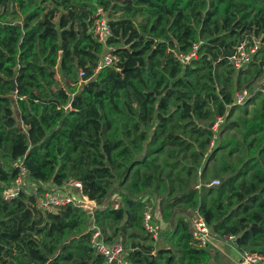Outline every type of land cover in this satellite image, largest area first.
<instances>
[{
    "label": "trees",
    "instance_id": "16d2710c",
    "mask_svg": "<svg viewBox=\"0 0 264 264\" xmlns=\"http://www.w3.org/2000/svg\"><path fill=\"white\" fill-rule=\"evenodd\" d=\"M99 17L113 27L106 43L90 33ZM252 38L264 42V0H0V264H107L76 206L44 211L25 193L4 201L16 162L33 182H80L84 197L107 204L94 210L95 224L109 242L122 240L130 264H213L179 217L192 210L212 234L264 255V106L229 122L247 153L221 169L223 184L203 188L205 170L195 184L238 108L236 84L264 77V43L242 71L228 59ZM194 44L197 58L184 65L176 54ZM109 48L117 67L96 73ZM223 140L221 150L240 151L236 137ZM247 162L254 174L238 181ZM152 196L164 206L159 241L169 247L143 226Z\"/></svg>",
    "mask_w": 264,
    "mask_h": 264
},
{
    "label": "built area",
    "instance_id": "2783aa9c",
    "mask_svg": "<svg viewBox=\"0 0 264 264\" xmlns=\"http://www.w3.org/2000/svg\"><path fill=\"white\" fill-rule=\"evenodd\" d=\"M90 33L101 43H106L107 39L113 36V27L109 21L104 17L97 18L91 26ZM253 45L248 46V42H242L233 52L232 57H228L230 65L236 71H242L252 60L253 55L260 49L264 43L262 39L252 38ZM199 44H194L193 51L189 55H183L177 53L176 55L184 65H189L191 61L197 58ZM113 49L109 48L108 53L98 62L96 73L103 68H114L119 63L118 57L112 52ZM85 73L80 71V78L83 79ZM252 98V93L249 89L244 88L239 91L235 97V105L244 106ZM224 122V118H218L217 122L213 126V131L218 134L220 125ZM217 138V136H215ZM16 167L19 168L18 175L11 182L9 186L5 188L3 199L6 202H11L18 198L21 193L27 195H33L38 198L39 207L44 211H56L59 212L62 208L68 205H79L77 199L73 193H68L63 190V187H58L52 183H37L33 182L29 178L28 169L19 163ZM69 186L77 190L82 195V184L80 182L71 181L68 182ZM220 184V180H214L210 186H216ZM65 187V186H64ZM43 190V193H41ZM84 197V196H83ZM93 211L96 210V203L90 201L85 197L84 202ZM186 214V215H185ZM184 217L188 220L191 228L192 236L199 242L200 247L206 248L211 239L216 238L210 231L204 217L198 210H192L190 213H185ZM143 226L146 231L155 239L159 240L160 226L155 221L152 210L148 209L145 213ZM96 228V227H95ZM227 240L226 243L236 241L234 236H225L223 238ZM92 248L96 254L105 258L107 264H130L126 261V252L123 245L120 242H109L103 233L96 228L92 231L91 235ZM240 263L242 264H264V255L254 253L250 251H243L240 254Z\"/></svg>",
    "mask_w": 264,
    "mask_h": 264
},
{
    "label": "rangeland",
    "instance_id": "374dc122",
    "mask_svg": "<svg viewBox=\"0 0 264 264\" xmlns=\"http://www.w3.org/2000/svg\"><path fill=\"white\" fill-rule=\"evenodd\" d=\"M57 79L62 82V76H61V73L59 71V68H57ZM237 80H239V79L237 78ZM236 86L240 90H243L244 88L249 89L250 93H252V98H251V101L249 103H247L246 105L238 106V108L234 107L233 109H231L229 111V114H231L232 116H230V118L228 119L229 121H226L222 125L223 130L221 133V140L224 141L223 140L224 138H225V140L226 139L228 140L234 136V137H236L237 140H239V145L241 146V149L239 152H236V150H231L230 148H226L225 150H221L219 148L221 145V140H219V141L217 140V143L214 146L215 147L214 150L213 151L209 150V152L207 153V155L205 157L203 166L200 169L199 173L197 174L198 175L197 178H198V177H200V175L204 176L205 175L204 173L207 172L206 173V179H203V177H201V179H200V185L202 182L201 180H204L203 182L205 184L203 183L204 185H202V187L205 186L203 188H206V189H210L209 187L221 186L223 184L224 179L227 177V176L223 177V175H221V177L218 176L221 173V169L223 167H226V165H228V164L236 165L237 162L243 156H245L247 153L246 145L244 144L243 141L241 142L242 135H244V133H242L240 129L232 127L229 122H234V121L238 120L240 117L247 115V114L251 115L254 113L255 108H260V107L262 108L264 106V77H261L258 79H253V80L252 79L245 80L244 77L242 76L241 77V83H237ZM259 92H262V96L260 98H257V95ZM15 109H16V111H18L17 107ZM16 116L19 117L18 114ZM205 124H207V123H205ZM189 136H193V135H189ZM228 136H231V137L228 138ZM14 165L17 166L18 163L16 162V163H14ZM262 165H263V162H262L261 166ZM239 167H240V172L237 174V180L238 181H244L245 180V181L249 182L252 178V175L254 174V172L252 171V164L247 162L246 164H244V163L241 164ZM204 170L206 172H204ZM216 179L220 180V184L216 185V186H210L211 183ZM198 180H199V178L196 179L195 184L198 182ZM196 185H198V184H196ZM75 191L76 192H74L73 194L75 195V197L78 201L77 203L79 204L76 207L79 209V211L82 210L86 213V220H85L86 230L87 231H93L96 229L94 227V224H95V219H94V214H93L94 211L92 209H90L89 206L86 205L87 202L86 201L84 202L83 198H81V195L78 194L79 192L77 190H75ZM208 201H213V200H208ZM102 206L103 205L96 204V207H98L97 209L102 208ZM150 206L152 208V213L154 215V218L159 223V221H162L161 220V218H162L161 213H162V210L164 207L162 202H160L157 199V196H152V201L150 202ZM176 211L179 212V210H176ZM182 212L184 214L187 213L185 211H182ZM241 213H242V211H238V212L234 213V215H235V217H238L239 215H241ZM184 214L180 215L179 217L186 220V218L184 217ZM170 222H173L172 217L170 219ZM99 230L101 232H103L102 229L99 228ZM162 233L163 234L170 233V229L167 227V225L164 226ZM213 235H215V234H213ZM141 237H144V235H142ZM223 238H224L223 236L217 235L216 238H213L210 240L208 246L206 247L207 249H209L210 254H212V252H213L212 250L216 249V247L209 248V246L213 242L212 240H216L217 242H214V243L215 244L217 243L218 247L221 248L220 249L221 255H223V257H225V258H228L229 254H230V250L224 248V246L230 245V246H233V248H235L236 244H235V241L226 243L227 240H224ZM118 240L120 242H122V240H120V239H118ZM157 242H156V246L159 245L158 246L159 248L165 246V245L161 246L160 241L158 242L159 244H157ZM166 243H167V241L165 242V244ZM262 244H264V242L259 243L258 246L259 245L261 246ZM252 247H253L252 245H249L247 247H243L241 250H238L235 248V250H236L235 253L237 252V254H236L237 261H238V256L240 258V254L243 251H248L249 248H252ZM61 254L63 255L64 253L61 252ZM231 256L233 257V254H231ZM212 258H215L214 262L217 263L216 262V260H217L216 254H215V257L212 256ZM238 264H240V263H238Z\"/></svg>",
    "mask_w": 264,
    "mask_h": 264
},
{
    "label": "crops",
    "instance_id": "0c3cea01",
    "mask_svg": "<svg viewBox=\"0 0 264 264\" xmlns=\"http://www.w3.org/2000/svg\"><path fill=\"white\" fill-rule=\"evenodd\" d=\"M197 188H199V187H197ZM63 190L64 191H66V192H68V193H74V192H76L74 189H73V187H71V186H69V184L67 183L66 185H65V187H63ZM78 194H80V193H78ZM81 198H83V200H85V197H83V196H81ZM112 204H113V206L114 207H116V208H119V207H121V202H120V197L118 196V195H114L113 196V198H112ZM178 211H175L174 212V214H173V217H172V221L173 222H175V218H176V216L178 215ZM183 213V212H182ZM180 214V215H183V214ZM186 215V214H185ZM184 215V216H185ZM155 221L158 223V221L155 219ZM173 222H171V224H173ZM158 224H160V223H158ZM172 226V225H171ZM94 227H96V228H98L97 227V225L96 224H94ZM99 229V228H98ZM105 235L107 236H110V235H112V230H110V229H108V230H106L105 231ZM213 242L210 244V246H209V248H213V247H216V249H213L212 251V256L213 257H215V254H216V262L217 263H215L214 262V259L215 258H213V264H238V263H240V258H239V256H238V261H237V257H236V254H237V252L235 253V248H233V246H230V245H226V246H224V248H226V249H228V250H230V254H229V256H228V258H225V257H223V255H221V248H219L218 247V244L216 243H214V242H217L216 240H212ZM165 242L166 241H164V240H160V245L162 246V245H165L164 247H169L170 246V244L167 242L166 244H165ZM231 254H233V257L231 256ZM241 264V263H240Z\"/></svg>",
    "mask_w": 264,
    "mask_h": 264
},
{
    "label": "water",
    "instance_id": "95a60500",
    "mask_svg": "<svg viewBox=\"0 0 264 264\" xmlns=\"http://www.w3.org/2000/svg\"><path fill=\"white\" fill-rule=\"evenodd\" d=\"M20 25V24H19ZM230 57L233 56V53L229 55ZM12 82L14 83V86H13V91L16 92V83H15V80H12ZM107 207V204H105L102 208H99L101 211L105 210V208ZM97 210V209H96ZM53 213H57L56 211H53Z\"/></svg>",
    "mask_w": 264,
    "mask_h": 264
}]
</instances>
